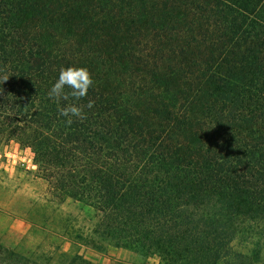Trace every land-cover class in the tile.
Here are the masks:
<instances>
[{"label":"trees","instance_id":"obj_1","mask_svg":"<svg viewBox=\"0 0 264 264\" xmlns=\"http://www.w3.org/2000/svg\"><path fill=\"white\" fill-rule=\"evenodd\" d=\"M67 67L88 69L87 96L50 98ZM11 142L54 198L93 210L75 242L264 264V0H0Z\"/></svg>","mask_w":264,"mask_h":264},{"label":"rangeland","instance_id":"obj_2","mask_svg":"<svg viewBox=\"0 0 264 264\" xmlns=\"http://www.w3.org/2000/svg\"><path fill=\"white\" fill-rule=\"evenodd\" d=\"M18 146L11 142L1 146L0 152H24L34 160L30 149L19 150ZM13 166L19 171L21 180L18 185L14 184L13 195L11 187L0 182V209L13 211L25 221L19 229L11 230L7 227L5 213L1 212L0 264H79L78 256L91 264H160V258L156 256L145 258L113 246L99 251L75 242L73 239L78 232L87 233L96 222L93 210L74 200L59 202L54 198L48 181L41 177L36 164L34 170L30 163ZM67 231L72 233V239L67 236Z\"/></svg>","mask_w":264,"mask_h":264},{"label":"clouds","instance_id":"obj_3","mask_svg":"<svg viewBox=\"0 0 264 264\" xmlns=\"http://www.w3.org/2000/svg\"><path fill=\"white\" fill-rule=\"evenodd\" d=\"M93 80L91 74L87 68L84 67H67L61 68L59 72V77L56 82L52 85L49 91V97L59 100L63 98L67 100L69 95L79 99L87 96L89 88L92 86ZM71 89L70 93L65 92V87ZM91 108L92 102L87 105ZM63 116H76L80 117L82 115V109L75 104H70L61 110ZM71 123V119H69Z\"/></svg>","mask_w":264,"mask_h":264},{"label":"crops","instance_id":"obj_4","mask_svg":"<svg viewBox=\"0 0 264 264\" xmlns=\"http://www.w3.org/2000/svg\"><path fill=\"white\" fill-rule=\"evenodd\" d=\"M19 150H22L21 147H17ZM8 152H0V182L7 186L11 187V195H13L14 184L18 185L20 179L19 171L15 166L11 165L10 162L6 159L5 153ZM17 188V186H16ZM5 213L6 218L8 220L7 227L11 230H17L21 227V224L25 221L24 218H20L19 215L13 213V211H7L6 209H0V214ZM23 219V220H22Z\"/></svg>","mask_w":264,"mask_h":264},{"label":"built area","instance_id":"obj_5","mask_svg":"<svg viewBox=\"0 0 264 264\" xmlns=\"http://www.w3.org/2000/svg\"><path fill=\"white\" fill-rule=\"evenodd\" d=\"M5 157L7 160L10 162L12 165H19V164H24V163H30V168L35 169V164L34 160L32 158H28L27 155L24 154V152L21 153H6Z\"/></svg>","mask_w":264,"mask_h":264}]
</instances>
